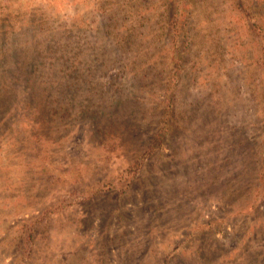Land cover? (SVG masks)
Returning a JSON list of instances; mask_svg holds the SVG:
<instances>
[{
    "label": "rangeland",
    "instance_id": "obj_1",
    "mask_svg": "<svg viewBox=\"0 0 264 264\" xmlns=\"http://www.w3.org/2000/svg\"><path fill=\"white\" fill-rule=\"evenodd\" d=\"M0 264H264V0H0Z\"/></svg>",
    "mask_w": 264,
    "mask_h": 264
},
{
    "label": "trees",
    "instance_id": "obj_2",
    "mask_svg": "<svg viewBox=\"0 0 264 264\" xmlns=\"http://www.w3.org/2000/svg\"><path fill=\"white\" fill-rule=\"evenodd\" d=\"M175 74H176V72H175ZM168 94V93H167ZM167 94L165 95V96H167ZM169 100L168 101H166L165 103H164V105H165V113H164V115H165V118L166 117H168V116H170L171 115V109H172V105H171V101H172V98H168ZM168 121H167V118L165 119V125L166 126H164L163 128V130H162V133H168V129H169V127H168ZM101 129V128H100ZM162 133H159V135H158V138L160 139V140H162L163 139V134ZM160 136V137H159Z\"/></svg>",
    "mask_w": 264,
    "mask_h": 264
}]
</instances>
